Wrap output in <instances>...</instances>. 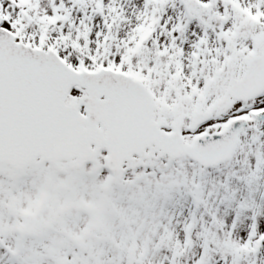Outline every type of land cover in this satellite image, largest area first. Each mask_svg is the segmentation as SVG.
<instances>
[{"label": "snow or ice", "instance_id": "1", "mask_svg": "<svg viewBox=\"0 0 264 264\" xmlns=\"http://www.w3.org/2000/svg\"><path fill=\"white\" fill-rule=\"evenodd\" d=\"M0 264H264V0H0Z\"/></svg>", "mask_w": 264, "mask_h": 264}]
</instances>
